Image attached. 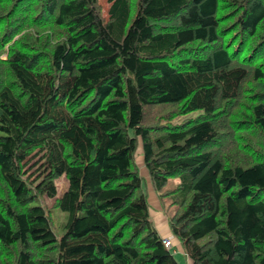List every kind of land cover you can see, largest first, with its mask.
Returning <instances> with one entry per match:
<instances>
[{
	"label": "trees",
	"instance_id": "obj_1",
	"mask_svg": "<svg viewBox=\"0 0 264 264\" xmlns=\"http://www.w3.org/2000/svg\"><path fill=\"white\" fill-rule=\"evenodd\" d=\"M107 1L0 0V264H177L138 140L191 264H264V0Z\"/></svg>",
	"mask_w": 264,
	"mask_h": 264
},
{
	"label": "rangeland",
	"instance_id": "obj_2",
	"mask_svg": "<svg viewBox=\"0 0 264 264\" xmlns=\"http://www.w3.org/2000/svg\"><path fill=\"white\" fill-rule=\"evenodd\" d=\"M98 2L101 6L102 15L104 17H106V15H107L106 9L108 6V1L107 0H98ZM189 113L174 116L171 119V121L172 122L179 121L183 116L188 115ZM191 113H193V112H191ZM140 153H141L140 141L138 140L137 147H136V150L134 153V162L137 166V170H138L139 175L143 178V183L141 184V188H142V191H144L145 196H146V203H147V207H148V213H149V216L151 218V222L160 235L162 228L167 227L166 219L162 214V211H161L159 202L157 200L156 194L150 185L147 170L143 166V162H142V158H141ZM54 183L56 186V196H59L61 194V192L64 190V188L66 187V179H65L64 175L57 177L54 180ZM43 201H45L46 206L49 207L53 200L51 198H44ZM49 214H50V219H51V226H52L51 228H52L54 234L57 235V234H59V224L61 222H64L65 214L63 212H61L60 210L54 209V208L50 209ZM165 237L170 240V237H172V236H165ZM171 240H172V243H170V248L172 250L173 256H174L177 264H190V260L187 258V255H186L182 245L179 243V241L176 238H171Z\"/></svg>",
	"mask_w": 264,
	"mask_h": 264
},
{
	"label": "crops",
	"instance_id": "obj_3",
	"mask_svg": "<svg viewBox=\"0 0 264 264\" xmlns=\"http://www.w3.org/2000/svg\"><path fill=\"white\" fill-rule=\"evenodd\" d=\"M164 222V221H163ZM160 235L162 236V237H165V236H171L170 235V233H169V231H168V229H167V227L165 228H162V230H161V232H160ZM171 238H173V237H170V243H172V240H171ZM190 264H191V262H190Z\"/></svg>",
	"mask_w": 264,
	"mask_h": 264
},
{
	"label": "built area",
	"instance_id": "obj_4",
	"mask_svg": "<svg viewBox=\"0 0 264 264\" xmlns=\"http://www.w3.org/2000/svg\"><path fill=\"white\" fill-rule=\"evenodd\" d=\"M162 244L165 246V247H169L170 246V240L168 238H162L161 240Z\"/></svg>",
	"mask_w": 264,
	"mask_h": 264
}]
</instances>
